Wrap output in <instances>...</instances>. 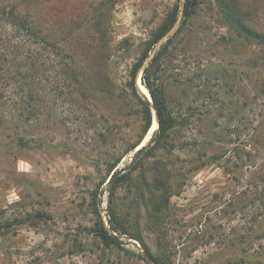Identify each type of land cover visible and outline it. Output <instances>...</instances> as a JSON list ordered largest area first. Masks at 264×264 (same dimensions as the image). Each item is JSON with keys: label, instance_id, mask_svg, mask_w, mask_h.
Masks as SVG:
<instances>
[{"label": "rangeland", "instance_id": "obj_1", "mask_svg": "<svg viewBox=\"0 0 264 264\" xmlns=\"http://www.w3.org/2000/svg\"><path fill=\"white\" fill-rule=\"evenodd\" d=\"M237 1L250 24L264 32V0ZM184 2L0 0V8L38 17L49 41L57 34L58 47L69 43L66 54L59 49L55 56L62 63L56 69L62 81L69 56L88 75L104 51L111 52V71L121 81L151 33ZM94 13L103 19L100 45L84 27ZM182 19L180 14L168 37L177 34L175 50L160 74L175 116L185 125L174 153L158 157L173 163L175 176L185 175L186 186L159 224L150 222L128 186H120V216L126 223L141 221L162 264H264V56L222 23L214 0H203L187 25ZM62 86L46 89L38 121L19 116L17 97L0 100V264H148L138 241L120 235L121 247L108 249L96 234L99 221L110 226L108 180L128 167L135 153L111 176L109 156L123 154L126 133L138 139V124L123 121L118 130L104 117L101 99L86 102ZM81 112L89 125L77 120ZM110 131L114 146L101 142L100 135ZM199 159L207 166L193 171Z\"/></svg>", "mask_w": 264, "mask_h": 264}, {"label": "trees", "instance_id": "obj_2", "mask_svg": "<svg viewBox=\"0 0 264 264\" xmlns=\"http://www.w3.org/2000/svg\"><path fill=\"white\" fill-rule=\"evenodd\" d=\"M202 1L185 0L182 7L176 5L167 14L161 25L151 33L150 39L145 43L143 54L129 70L127 77L121 81L116 79L111 71L113 57L111 52L106 53L105 51L100 55L99 61L92 62L91 66L94 70L92 73L88 72V75H83L75 58L69 56L67 64L64 63L65 80L62 81L56 70L58 66H62V63L59 61V64L55 56L59 58V49L66 54L65 51L69 48V43L58 47L57 34L52 37L53 41H49L38 17L23 14L13 8H0V27L3 25L7 28L5 32L0 30V100L3 98L13 100V97H17L15 107L21 118L26 121L41 119L45 110L46 89L50 88L55 91L65 82L66 85L62 86V90L71 95V90L72 92L77 91V95L75 93L74 96L77 99L86 102H95L101 99L105 103L104 117L108 118L112 126L118 130H120L118 123L123 121L127 123L132 121V123L138 124V139L132 141L126 133L121 141L125 148L123 154L109 156V176L126 157L132 153H135L134 157H136V150L146 141L153 128L154 114L149 103L139 92L137 78L145 63L154 53L153 58L144 69L142 82L151 94L160 127L155 133L151 145L135 162L132 170L120 176L111 187L108 216L112 231L118 236H128L138 241L153 258L155 264L162 263L159 257L153 255L148 246L141 221L138 218L133 223H126L122 220L116 195L120 186H128L129 192L134 195L138 205L142 202L145 206L150 222L159 224L167 216L165 214L170 209L171 199L179 195L186 186L185 175L175 176L172 168L173 163L165 157H158L162 153L168 156L174 153L176 135L179 128L185 125V121L179 122L175 116L170 96L167 93L166 85L161 81L160 74L166 60L171 59L175 50L173 45L177 34L162 43L161 46L158 44L176 26L180 14L183 17L182 26L187 25L188 21L197 13ZM214 3L222 23L235 34L237 39L256 46L264 56V32L250 24L239 2L237 0H214ZM84 21L86 34L89 35V38L98 45L103 43L102 17L98 13H94ZM70 36H73V33L68 35V37ZM69 51L71 53L73 49H68V54H70ZM71 54L73 55V53ZM203 86L206 87V92L210 91L207 89V83ZM66 95L68 94L66 93ZM87 108L97 110L93 105H89ZM113 113H116L115 118L112 117ZM76 118L81 124L82 122L88 123L83 120L85 117L82 112L78 113ZM110 130L112 131V129ZM111 131L100 135L101 142L107 146H114V141L110 138ZM201 160L199 159V165L193 171L207 166ZM145 162H148V166L145 165ZM178 177H181L179 178L181 181H176ZM135 210L137 215L142 214L138 206ZM95 213H98L96 208ZM96 234L105 248L121 247L119 241L107 230L102 221L97 223Z\"/></svg>", "mask_w": 264, "mask_h": 264}, {"label": "water", "instance_id": "obj_3", "mask_svg": "<svg viewBox=\"0 0 264 264\" xmlns=\"http://www.w3.org/2000/svg\"><path fill=\"white\" fill-rule=\"evenodd\" d=\"M176 27V26H175ZM175 27L173 28V30L175 29ZM172 30V31H173ZM172 31L158 44V46H161L162 43H164L168 37L170 36V34L172 33ZM154 55V53H153ZM153 55L149 58V60L145 63V65L143 66V68L141 69L139 75H138V78H137V87L139 89V92L141 93V95L145 98V100L149 103L152 111H153V114H154V121L157 122V125H158V128L151 132L150 131V137L148 139V141L146 140L143 144H141V146L136 150V157L134 159H132L131 163L129 164L128 167H125V168H122V169H119L117 170L111 177L110 179L108 180V186L109 187H112L114 185V183L118 180V178L120 176H122L123 174L129 172L132 170L135 162L142 156V154L149 148V146L151 145V142L153 140V137L155 135V133L159 130V118H158V115H157V112L155 110V107L153 105V100H152V97H151V94L150 92L148 91V89L144 86L143 82H142V76L144 74V69L148 66V63L149 61L153 58ZM142 87H145V89L147 90L148 94H145L143 93L142 91ZM107 230L113 234V236L118 240L120 241V238L119 236L112 231L111 227L107 224L106 226ZM129 244H132V245H137L133 240H130L129 241ZM140 247V249L142 250V253H143V256L145 257L146 261L148 264H155L153 258L150 256V254L141 246H138Z\"/></svg>", "mask_w": 264, "mask_h": 264}, {"label": "bare ground", "instance_id": "obj_4", "mask_svg": "<svg viewBox=\"0 0 264 264\" xmlns=\"http://www.w3.org/2000/svg\"><path fill=\"white\" fill-rule=\"evenodd\" d=\"M143 89H144V87H143ZM145 92H146V90H145ZM156 129H157V122L155 121L152 130H156Z\"/></svg>", "mask_w": 264, "mask_h": 264}]
</instances>
